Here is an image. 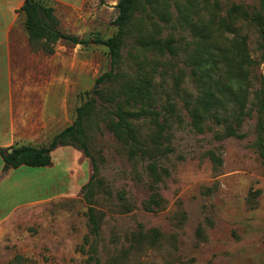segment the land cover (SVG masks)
I'll use <instances>...</instances> for the list:
<instances>
[{
    "label": "rangeland",
    "instance_id": "374dc122",
    "mask_svg": "<svg viewBox=\"0 0 264 264\" xmlns=\"http://www.w3.org/2000/svg\"><path fill=\"white\" fill-rule=\"evenodd\" d=\"M43 1L55 7L62 31L90 42L61 39L53 54L35 49L19 10L13 70L23 86H49L51 99L56 93L51 105L61 119L58 126L72 124L77 107L97 99L85 140L98 165L92 199L100 227L96 232L90 221L83 189L94 173L91 158L70 145L66 156L56 158L57 168L29 175L35 186L20 199L39 201L0 226V264H264V157L255 146L257 111L245 117L238 138L222 137L223 121L210 117L198 129L188 108L201 94L195 62L204 47L218 46L228 56L244 47L259 58L260 31L230 10L237 4L259 11L260 0H143L115 67L108 48L95 39L117 32L119 0ZM151 37L164 46L149 48L144 42ZM113 68L117 78L99 82ZM256 72L264 75V62ZM148 80L155 100L139 99L137 85ZM120 107L145 110L133 119L140 147L111 130ZM149 107L165 123L163 130L148 117ZM154 194L160 204L152 202ZM153 229L160 231L155 243L151 237L137 239Z\"/></svg>",
    "mask_w": 264,
    "mask_h": 264
},
{
    "label": "trees",
    "instance_id": "16d2710c",
    "mask_svg": "<svg viewBox=\"0 0 264 264\" xmlns=\"http://www.w3.org/2000/svg\"><path fill=\"white\" fill-rule=\"evenodd\" d=\"M143 0H119L117 3L118 15L114 20L117 26V32L108 38L97 36L95 41L104 44L112 59V63L120 62L122 57V48L125 39L129 34V25L132 20L133 13L137 7L142 4ZM25 16V28L28 33V39L35 49H43L45 52L53 54L55 52V44L63 39L73 44H86L90 41L77 35H73L62 31L59 28L60 19L55 14V7L46 4L43 0H25L20 8ZM230 13L255 25L260 31L261 42L259 43L260 56L255 59L243 47L242 51L234 56L225 54V50L218 46H206L202 50L197 62H195V76L198 79V85L201 87V94L195 100L193 105H189V113L193 119V124L198 129H202L206 118L217 119L218 123H224V132L222 137L235 136L241 138L243 134L239 131L243 125L245 117L251 114L255 109L257 111V131L258 138L255 142L260 154L264 157V75L256 72L258 66L264 62V0H260L259 11H249L242 5L234 4ZM149 48L157 49L164 46L160 39L151 37L148 42H144ZM169 44V43H167ZM118 76L115 68L105 72L100 78L101 81L113 82ZM152 80H148V85H137L139 89V99L148 98L155 100V93ZM254 99L250 103L249 96L251 88ZM146 89L143 95V91ZM148 89V90H147ZM138 96H135L137 98ZM97 99L90 98L87 102L77 107V116L75 121L57 133L53 139L46 145L35 146L31 144H17L11 146V151L0 148V153L5 162V168H17L22 165L33 167L47 166L52 164V151L59 146L72 145L83 151V153L91 158L94 173L90 177L88 183L83 186L87 189L85 196L89 201V217L96 232L99 231V221L96 209L93 205V180L98 172V165L95 158L89 151L86 136V121L90 114L96 108ZM153 105V102H150ZM220 112L223 116L220 115ZM226 112V113H225ZM145 114V110L141 114L140 111H125L119 108L116 111L117 120L110 123L111 130L120 140L130 143L132 146L140 147L142 144L138 135L140 128L133 120ZM158 112L148 110V117H152L151 121L160 128L164 129L165 123L155 119ZM159 148V147H157ZM212 157L221 161L220 157ZM151 169L154 172V178L159 179L161 173L157 172V164L153 162ZM152 202L160 204L157 194ZM160 236V231L153 229L150 233L138 236V240H149L156 242Z\"/></svg>",
    "mask_w": 264,
    "mask_h": 264
},
{
    "label": "crops",
    "instance_id": "0c3cea01",
    "mask_svg": "<svg viewBox=\"0 0 264 264\" xmlns=\"http://www.w3.org/2000/svg\"><path fill=\"white\" fill-rule=\"evenodd\" d=\"M24 1L0 0V148L7 150L17 144L42 146L64 129L62 124L58 126L61 119L57 115L56 105H51L57 100L56 93L51 99L49 86L26 87L16 81L19 76L13 70L12 34ZM33 74H28V77ZM35 103L38 106H33ZM70 147H57L51 153L52 164L40 167L22 165L6 169L0 153V226L20 215L25 207L39 201L33 199L26 202L20 199L26 188L35 186L29 175L37 172L43 174L57 168L56 158L66 156ZM76 153L81 155V152Z\"/></svg>",
    "mask_w": 264,
    "mask_h": 264
},
{
    "label": "water",
    "instance_id": "95a60500",
    "mask_svg": "<svg viewBox=\"0 0 264 264\" xmlns=\"http://www.w3.org/2000/svg\"><path fill=\"white\" fill-rule=\"evenodd\" d=\"M12 149H10L9 151H11Z\"/></svg>",
    "mask_w": 264,
    "mask_h": 264
}]
</instances>
